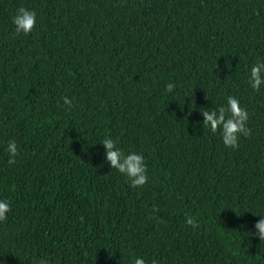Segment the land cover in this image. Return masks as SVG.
I'll return each instance as SVG.
<instances>
[{
	"label": "trees",
	"instance_id": "16d2710c",
	"mask_svg": "<svg viewBox=\"0 0 264 264\" xmlns=\"http://www.w3.org/2000/svg\"><path fill=\"white\" fill-rule=\"evenodd\" d=\"M19 7L37 13L28 35ZM258 59L264 0H0V264H264L248 235L264 215ZM228 96L251 129L235 149L200 112ZM106 137L143 155L142 188L110 168Z\"/></svg>",
	"mask_w": 264,
	"mask_h": 264
},
{
	"label": "clouds",
	"instance_id": "9594fccd",
	"mask_svg": "<svg viewBox=\"0 0 264 264\" xmlns=\"http://www.w3.org/2000/svg\"><path fill=\"white\" fill-rule=\"evenodd\" d=\"M37 13L25 7H19L12 16V24L14 25L15 35H28L36 26ZM248 84L254 91H259L261 85H264V61L259 59L250 68L248 76ZM176 85L167 83L165 86L166 93H172ZM63 104L69 109L72 108L73 100L68 96L61 97ZM203 121V128H208L211 133H219L222 142L226 148H238L240 136H251V129L247 127L248 112L240 106L237 98L228 96L226 104L219 108L210 110H200ZM104 147V157L110 168L116 169L123 174L131 188H142L148 182L147 165L142 154L130 152L125 154L117 147L116 141L110 137L104 138L100 142ZM8 163L15 164L16 157L19 155L17 144L14 140H10L7 144ZM10 211V203L7 200H0V221L7 219V213ZM158 211V209H155ZM261 219L254 225L257 230L255 233H248L249 236L257 235L260 241H264V215H260ZM185 223L192 228L199 227L198 221L185 214ZM34 264H49L47 259L34 262ZM133 264H146L143 258L136 257ZM151 264H157L156 260H152Z\"/></svg>",
	"mask_w": 264,
	"mask_h": 264
}]
</instances>
